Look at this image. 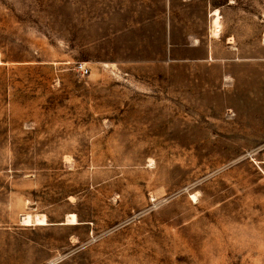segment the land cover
Returning a JSON list of instances; mask_svg holds the SVG:
<instances>
[{"label": "rangeland", "instance_id": "rangeland-1", "mask_svg": "<svg viewBox=\"0 0 264 264\" xmlns=\"http://www.w3.org/2000/svg\"><path fill=\"white\" fill-rule=\"evenodd\" d=\"M0 264H264V0H0Z\"/></svg>", "mask_w": 264, "mask_h": 264}, {"label": "crops", "instance_id": "crops-1", "mask_svg": "<svg viewBox=\"0 0 264 264\" xmlns=\"http://www.w3.org/2000/svg\"><path fill=\"white\" fill-rule=\"evenodd\" d=\"M173 35L174 33L170 34V44H169L170 53H174V49L177 47V44L173 40ZM184 37L186 41V44L184 46L193 49L203 48L205 53V58L207 59V57H210V59L211 58L214 59V55L216 53V47L213 41H210V43L203 42L201 39L196 38L195 36H191L190 33H185ZM236 50H238L237 46H236Z\"/></svg>", "mask_w": 264, "mask_h": 264}, {"label": "bare ground", "instance_id": "bare-ground-1", "mask_svg": "<svg viewBox=\"0 0 264 264\" xmlns=\"http://www.w3.org/2000/svg\"><path fill=\"white\" fill-rule=\"evenodd\" d=\"M218 19L215 20V23ZM21 223L24 226H45L48 225V220L45 216H36L33 217L31 214H24L21 217ZM78 217L75 213L69 214L67 216L66 221L64 222L65 225H76L78 224Z\"/></svg>", "mask_w": 264, "mask_h": 264}, {"label": "built area", "instance_id": "built-area-1", "mask_svg": "<svg viewBox=\"0 0 264 264\" xmlns=\"http://www.w3.org/2000/svg\"><path fill=\"white\" fill-rule=\"evenodd\" d=\"M79 71L82 73V75H87L89 73V68L84 64H80Z\"/></svg>", "mask_w": 264, "mask_h": 264}]
</instances>
